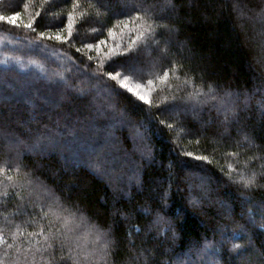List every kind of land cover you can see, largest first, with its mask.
Wrapping results in <instances>:
<instances>
[{"label": "trees", "instance_id": "16d2710c", "mask_svg": "<svg viewBox=\"0 0 264 264\" xmlns=\"http://www.w3.org/2000/svg\"><path fill=\"white\" fill-rule=\"evenodd\" d=\"M0 17V264H264V0Z\"/></svg>", "mask_w": 264, "mask_h": 264}, {"label": "snow or ice", "instance_id": "6c2138e0", "mask_svg": "<svg viewBox=\"0 0 264 264\" xmlns=\"http://www.w3.org/2000/svg\"><path fill=\"white\" fill-rule=\"evenodd\" d=\"M19 13H15L14 17L12 20H9V23H15V17L18 16ZM5 19V17H0V20ZM149 19H151L149 17ZM82 22H86L84 21V18L81 17ZM28 27H31V25H28ZM72 25H69V28L71 29ZM99 29H94V31H98ZM109 32H111L112 30L109 29ZM72 33L71 31L69 32V36H71ZM155 36H156V29L155 26L153 24H148L147 27L144 29V32L141 34V38L145 44V46H147L148 42H153V43H158L157 41H155ZM56 40L57 41H61V36L59 34L56 35ZM63 42V41H62ZM98 44H102L104 43L103 41H98ZM135 43V42H134ZM89 49H91L93 47V45L91 43L86 45ZM140 52V47L139 45L135 48V49H129L127 52H121V53H116L115 55L112 56V58L110 59L109 63H117V64H121L122 62L119 61L117 59V57H124L125 60L128 61H132L134 60V58L139 54ZM115 71V70H113ZM117 75H119V73H116ZM110 76H112V73H109ZM165 75H167V72L165 73ZM127 91L132 92L131 88H128ZM139 99L141 101H145V97L144 96H139ZM147 102V101H145ZM161 123L163 124L164 121H161ZM168 127H172V125H168ZM191 155V154H189ZM197 159H207V157H196ZM231 179V177H230ZM254 183V177L253 178H249L245 181V187L251 185ZM45 216L47 215V213L44 214ZM49 247H52L51 245H49ZM61 250H63V245H61ZM71 259H73V262L75 264L76 259H78L77 257H70ZM61 259H63V257H61Z\"/></svg>", "mask_w": 264, "mask_h": 264}, {"label": "rangeland", "instance_id": "374dc122", "mask_svg": "<svg viewBox=\"0 0 264 264\" xmlns=\"http://www.w3.org/2000/svg\"><path fill=\"white\" fill-rule=\"evenodd\" d=\"M148 55V54H147ZM149 57V56H148ZM55 60V59H54ZM151 68V67H150ZM132 71H134V72H136V73H138L139 72V68L135 65V66H132L131 68H130ZM123 85H125V87H127V88H131V89H136V91L137 92H142L143 91V88H141L140 87V84L139 83H137V82H133V81H131L130 79H128V78H123ZM11 89V91H15L16 92V94H20V90L19 89H12V88H10ZM24 91H26V92H24V93H26V94H28L27 92H29V91H27V90H24ZM49 99V98H48ZM52 100V99H51ZM185 104H186V102H185ZM68 147V146H67ZM81 149V148H80ZM28 153L29 154H31V155H36V154H38V151H34L33 152V150L32 151H28ZM39 155V154H38ZM43 157H45V156H43ZM72 161V160H71ZM73 162V161H72Z\"/></svg>", "mask_w": 264, "mask_h": 264}]
</instances>
